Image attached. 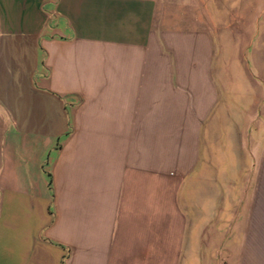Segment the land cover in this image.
<instances>
[{
  "label": "crops",
  "instance_id": "crops-1",
  "mask_svg": "<svg viewBox=\"0 0 264 264\" xmlns=\"http://www.w3.org/2000/svg\"><path fill=\"white\" fill-rule=\"evenodd\" d=\"M0 264H264V0H0Z\"/></svg>",
  "mask_w": 264,
  "mask_h": 264
},
{
  "label": "rangeland",
  "instance_id": "rangeland-1",
  "mask_svg": "<svg viewBox=\"0 0 264 264\" xmlns=\"http://www.w3.org/2000/svg\"><path fill=\"white\" fill-rule=\"evenodd\" d=\"M203 15V14H202ZM209 17L212 18L213 27L212 28H198L199 31H205L207 33L208 38L210 37L212 43L209 44H195V45H186V43L177 44L175 50L176 55L178 54V59H176L177 65L184 66L185 62L188 61V53H191L193 49L195 52L205 53V64L206 68L210 70V74L213 78V83L216 85L218 80V71H219V62H220V53L222 52L223 46L221 45V35L222 29L220 26L222 25V13L214 12L212 14H208ZM209 24V23H208ZM235 46H228L227 53L228 55L235 53ZM200 61V59H197ZM202 61V59H201Z\"/></svg>",
  "mask_w": 264,
  "mask_h": 264
}]
</instances>
